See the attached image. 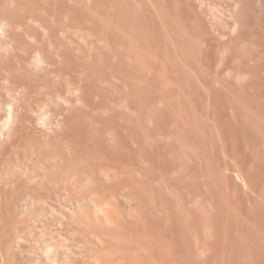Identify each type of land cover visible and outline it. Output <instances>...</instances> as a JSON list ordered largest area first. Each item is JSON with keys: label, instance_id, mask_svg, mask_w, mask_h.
I'll use <instances>...</instances> for the list:
<instances>
[{"label": "rangeland", "instance_id": "obj_1", "mask_svg": "<svg viewBox=\"0 0 264 264\" xmlns=\"http://www.w3.org/2000/svg\"><path fill=\"white\" fill-rule=\"evenodd\" d=\"M150 1L0 0V264H264V10Z\"/></svg>", "mask_w": 264, "mask_h": 264}, {"label": "bare ground", "instance_id": "obj_2", "mask_svg": "<svg viewBox=\"0 0 264 264\" xmlns=\"http://www.w3.org/2000/svg\"><path fill=\"white\" fill-rule=\"evenodd\" d=\"M151 1H152V0H151ZM151 1H150V2H151ZM153 1H156V0H153ZM160 1H161V0H160ZM167 1H168V0H167ZM169 1H170V0H169ZM179 1H180V0H179ZM184 1H185V0H184ZM227 1H229V2H228L229 4L226 5V6H228V8H225L224 11H225V12L227 11L226 13H227L228 16H229L228 19H230L232 22H235V23L239 22V21L241 20L240 18H242V17H239V16H238V15H239V14H238V11H239L238 9L243 8L244 5H245L246 3H247L246 5H248V6H250V7L252 6L253 3H256V4L258 5L257 7H261V9L263 8V10H264V0H227ZM163 2H164V1H163ZM244 3H245V4H244ZM241 6H242V7H241ZM248 6H247V7H248ZM253 6H254V4H253ZM240 7H241V8H240ZM247 7H246V8H247ZM254 7L256 8V6H254ZM243 9H244V8H243ZM257 9H258V8H257ZM247 10H249V16H250V14H251L253 11H250V8H249V9L247 8ZM252 10H253V8H252ZM165 11H166V10H165ZM165 11H164V12H165ZM167 11H168V9H167ZM244 11H245V10H244ZM259 11H260V10H259ZM242 12H243V11H242ZM245 12H246V11H245ZM250 12H251V13H250ZM247 13H248V12H247ZM165 14H166V12H165ZM168 14H169V13H168ZM168 14H166V15H168ZM229 14H230V15H229ZM241 14H242V13H241ZM245 14H246V13H244V15H245ZM240 16H241V15H240ZM247 16H248V14H247ZM249 16H248V17H249ZM252 16H253V15H252ZM252 16H251V17H252ZM161 17H162V16H161ZM166 17H170V15H169V16H166ZM166 17H165V18H166ZM171 17H172V16H171ZM245 18H247V17H245ZM160 19H162V18H160ZM170 19H172V18H170ZM173 19H174V18H173ZM239 19H240V20H239ZM242 19L244 20V16H243ZM247 19H248V18H247ZM247 19H246V20H247ZM175 20H176V19H175ZM175 20H173V21H175ZM248 20H249V19H248ZM162 21L165 22L164 19H163ZM170 21H171V20H170ZM245 22H246V21H245ZM245 22H244V23H245ZM161 23H162V22H161ZM161 23H160V24H161ZM176 23L178 24V22H176ZM239 23H240V22H239ZM244 23H243V24H244ZM249 23H250V22H249ZM165 24H166V23H165ZM171 24H172V23H171ZM171 24L169 23V25H171ZM233 24H234V23H233ZM241 24H242V22H241ZM247 24H248V23H247ZM174 25H175V23H174ZM174 25H173V26H174ZM238 25H239V24H238ZM141 26H142V25H141ZM162 26H163V25H162ZM165 26H167V24H166ZM180 26H182V25H180ZM180 26H179V27H180ZM233 26H234V25H233ZM235 26H236V25H235ZM247 26H248V25H247ZM144 27H146V25H144ZM169 27H170V26H169ZM171 27H172V26H171ZM171 27H170V28H171ZM175 27H177V26H175ZM201 27H202V26H201ZM240 27H241V25H239V30H240ZM164 28H165V27H164ZM164 28H163V29H164ZM173 28H174V27H173ZM173 28H172V29H173ZM180 28H181V27H180ZM232 28H233V27H232ZM141 29H142V27H141ZM141 29H139V30H140L139 32H141ZM163 29H162V30H163ZM176 29H179V28H176ZM229 29H230V28H229ZM145 30L147 31V30H150V29H148V28L146 29V28H145ZM162 30H161V31H162ZM184 30H185V29H184ZM188 30H189V29H188ZM231 30L233 31V29H231ZM142 31L144 32V30H142ZM146 31L144 32L145 36H146ZM165 31H166V30H165ZM168 31H169V30H168ZM171 31H172V30H170V32H171ZM174 31H175V29H174ZM181 31H182V29H181ZM186 31H187V29H186ZM186 31H185V32H186ZM236 31H238V30L236 29ZM143 32H142L141 34H143ZM148 32L150 33V31H148ZM148 32H147V33H148ZM170 32H169V33H170ZM198 32H199V31H198ZM200 32H201V31H200ZM200 32H199V33H200ZM234 32H235V30H234ZM149 33H148V34H149ZM167 33H168V32H167ZM172 33H173V31H172ZM174 33H175V32H174ZM178 33H180V32L178 31ZM182 33H183V32H182ZM201 33H202V32H201ZM137 34H138V32H137ZM141 34H140V35H141ZM144 34H143V36H144ZM152 34H153V33H151V35H152ZM164 34H165V33H164ZM196 34H197V33H196ZM196 34H195V35H196ZM181 35H182V34H181ZM183 35H184V34H183ZM183 35H182V36H183ZM186 35H187V34H186ZM200 35H201V34H200ZM200 35H199V36H200ZM205 35L207 36V34H202V36H205ZM145 36H144V37H145ZM148 36H149V35H148ZM172 36H173V35H172ZM172 36L170 37L171 39H172ZM174 36H175V35H174ZM174 36H173V37H174ZM176 36H178V35H176ZM184 36H185V35H184ZM189 36H190V38L192 39L191 33H189ZM193 36H194V35H193ZM133 37H134V36H133ZM137 37H139V36H137ZM153 37H155V36H153ZM165 37H166V36H165ZM185 37H186V36H185ZM185 37H183V38H185ZM187 37H188V35H187ZM196 37H198V35L194 36L193 38H196ZM200 37H201V36H200ZM149 38L152 40V38H151L150 36H149ZM166 38H167V37H166ZM175 38H177V37H175ZM179 38H181V37L179 36ZM190 38H189V40H190ZM201 38H202V37H201ZM203 38H204V40L206 39L205 37H203ZM134 39H135V41H136V38H134ZM139 39H140V38H139ZM156 39H157V38H156ZM141 40H143V39H140L139 41H141ZM153 40H155V39L153 38ZM184 40H185V39H184ZM186 40H187V39H186ZM196 40H201V39L198 37V39H196ZM196 40L194 39L195 42H196ZM133 41H134V40H133ZM135 41H134V42H135ZM155 41H156V40H155ZM176 41H177V40H176ZM179 41H180V40H179ZM182 41H183V39H182ZM201 41H202V40H201ZM205 41H206V40H205ZM207 41H209V40L207 39ZM152 42H154V41H152ZM177 42H178V41H177ZM190 42H191V40H190ZM192 42H193V39H192ZM197 42H198V41H197ZM202 42H203V41H202ZM135 43H137V41H136ZM148 43H150V41H149ZM170 43H171V42H170ZM170 43H169V44H170ZM174 43H175V42H174ZM199 43H200V42H199ZM133 44H134V43H133ZM154 44H155V43H154ZM157 44H158V42H157ZM179 44H180V43L178 42L177 45L180 46ZM185 44H187V43L185 42ZM202 44H203V43H202ZM202 44H200V45H202ZM207 44H209V42H208ZM139 45H141V44L139 43ZM148 45H149V44H147V46H148ZM155 45H156V44H155ZM155 45H154V46H155ZM173 45H174V44L172 43V46H173ZM177 45H176V46H177ZM181 45H182V44H181ZM196 45H197V44H196ZM131 46H132V45H130V47H131ZM134 46H135V45H134ZM154 46H153V47H154ZM159 46H160V45H159ZM185 46H186V45H185ZM185 46L183 45V50H184V47H185ZM193 46H195V45H193ZM206 46H207V45H206ZM208 46H210V45H208ZM148 47H149V46H148ZM153 47H152V48H153ZM156 47H158V45H156ZM186 47H187V46H186ZM188 47H189V44H188ZM198 47H199V46H198ZM146 48H147V47H146ZM146 48H145V49H146ZM166 48H167V47H166ZM170 48H171V47H170ZM170 48H169V50H170ZM173 48H174V47H173ZM173 48H172V49H173ZM193 48H195V47H193ZM196 48H197V47H196ZM196 48H195V49H196ZM131 49H132V48H130V50H131ZM134 49H135V48H134ZM145 49H144V50H145ZM157 49H159V48H157ZM157 49H156V50H157ZM160 49L162 50L161 47H160ZM160 49H159V52H160ZM172 49H171V50H172ZM178 49H179V47H178ZM187 49H188V48H187ZM190 49H191V44H190ZM141 50H143V48H142ZM147 50H148V48H147ZM147 50H146V51H147ZM165 50H166V49H165ZM181 50H182V49H181ZM181 50H180V51H181ZM193 50H194V49H193ZM197 50H198V49H197ZM132 51H133V50H132ZM132 51H131V53H133ZM135 51H136V50H135ZM137 51H138V49H137ZM150 51H151V50H150ZM157 51H158V50H157ZM166 51H167V50H166ZM180 51H178V52H180ZM184 51H186V50H184ZM187 51H188V50H187ZM194 51H195V54H196L197 51H196V50H194ZM200 51H201V49H200ZM200 51H199V53H200ZM139 52H141V51H138V53H139ZM147 52H149V50H148ZM147 52H146V53H147ZM161 52H163V51H161ZM161 52H160V53H161ZM169 52H171V51H169ZM169 52H168V53H169ZM172 52H173V51H172ZM174 52H175V51H174ZM189 52H191V51H188V53H189ZM192 52H193V51H192ZM134 53H135V52H134ZM152 53H153V51H152ZM152 53H150V54H152ZM160 53H158V54H160ZM163 53H164V52H163ZM181 53H183V52L181 51ZM185 53H186V52H185ZM188 53L185 55V57H187ZM141 54H142V53H141ZM144 54H145V53H143V55H144ZM147 54L149 55V53H147ZM154 54H156L157 57H158V54L155 53V50H154ZM165 54H166V53H165ZM172 54H173V53H172ZM183 54H184V53H183ZM183 54H182V55H183ZM195 54H194V55H195ZM197 54H198V52H197ZM197 54H196V56H197ZM200 54H201V53H200ZM127 55H128V54H127ZM136 55H137V54H136ZM143 55H142V56H143ZM163 55H164V54H163ZM163 55L161 54V56H163ZM168 55H169V54H168ZM168 55H167V56H168ZM173 55H174V54H173ZM173 55H172V56H173ZM182 55H181V56H182ZM191 55L193 56L192 53L190 54V57H191ZM130 56H132V54H131V55H128V57H130ZM134 56H135V54H134ZM145 56H146V55H145ZM151 56H152V55H151ZM153 56H154V55H153ZM153 56H152V57H153ZM177 56H178V53H177ZM179 56H180V55H179ZM179 56H178V57H179ZM181 56H180V57H181ZM183 56H184V55H183ZM183 56H182V57H183ZM125 57H127V56H125ZM149 57H150V56H149ZM149 57H148V58H149ZM152 57H150V58L152 59ZM163 57H164V56H163ZM163 57H162V58H163ZM170 57H171V56H170ZM180 57H179V58H180ZM188 57H189V56H188ZM198 57H200V56H198ZM118 58H119V57H118ZM118 58H117V59H118ZM133 58H134V57H133ZM142 58H145V57L143 56ZM146 58H147V57H146ZM148 58H147V59H148ZM150 58H149V59H150ZM158 58H159V59H162V58H160V55H159ZM164 58L166 59V56H165ZM171 58H174V57H171ZM179 58H178V59H179ZM126 59H131V58H126ZM140 59H141V57H140ZM154 59H156V56L154 57ZM154 59H152V60H154ZM159 59H157V60H159ZM168 59H169V58H168ZM168 59H167L166 61H169ZM182 59H183V58H182ZM182 59H181V60H182ZM197 59H198V58H197ZM134 60L136 61V59H133V61H134ZM141 60H142V59H141ZM141 60H140V61H141ZM152 60H151L150 62H152ZM171 60H172V59H171ZM179 60H180V59H179ZM179 60H177L178 63H179ZM130 61H131V60H130ZM140 61H137V62H140ZM143 61H144V59H143ZM172 61H174V60H172ZM172 61L169 62V63H172ZM184 61H185V60H184ZM124 62H125V61H124ZM131 62H132V61H131ZM141 62H142V61H141ZM150 62H149V63H150ZM156 62H157V61H156ZM160 62H161V61H160ZM175 62H176V61H175ZM175 62H174V63H175ZM132 63L135 65L134 62H132ZM132 63H131V64H132ZM154 63H155V60H154ZM164 63H165V62H164ZM169 63H168V64H169ZM176 63H177V62H176ZM176 63H175V65H176ZM180 63H181V62H180ZM184 63H187V62H184ZM131 64H130V62H129V65H128V63H127L126 66L130 67ZM140 64H142V63H140ZM145 64H146V63H145ZM152 64H153V63H152ZM172 64H173V63H172ZM181 64H182V63H181ZM142 65H143V64H142ZM146 65H148V64H146ZM146 65H143V66H146ZM153 65H154V64H153ZM153 65H152V67H153ZM159 65H160V63H159ZM159 65H157L155 68H157ZM163 65H164V64H163V60H162V62H161V66H163ZM169 65H170V64H169ZM175 65H174V66H175ZM179 65H180V64H179ZM179 65H178L177 67H180ZM135 66H138V64L135 65ZM135 66H134V67H135ZM139 66H140V65H139ZM161 66H159V67H161ZM167 66H168V65H166V67H167ZM174 66H173V68H174ZM181 66H182V65H181ZM186 66H187V65H186ZM188 66H189V65H188ZM140 67H141V66H140ZM150 67H151V66H150ZM152 67H151V68H152ZM183 67H184V66H183ZM189 67H190V66H189ZM137 68H139V67H137ZM147 68H148V66H146V69H147ZM161 68H162V67H161ZM164 68H165V67H164ZM164 68H162V70H163ZM186 68H188V67H186ZM128 69H129V68H128ZM130 69L132 70L131 67H130ZM134 69H135V68H134ZM139 69L141 70V69H143V67H142V68H139ZM144 69H145V68H144ZM150 70H151V69H150ZM150 70H149V71H150ZM153 70H154V68L152 69V71H153ZM155 70H156V69H155ZM157 70H159V69L157 68ZM168 70H170V72H171L172 69L170 68V69H168ZM175 70H176V69H175ZM160 71H161V70H160ZM163 71H165V70H163ZM177 71H178V69H177ZM177 71H176V72H177ZM130 72H131V71H130ZM132 72H133V71H132ZM136 72H137V71H136ZM136 72H133V73H134L133 77L135 76V73H136ZM144 72H147V71L144 70ZM144 72L140 71V74H144V75H145ZM154 72H155V71H154ZM161 72H162V71H161ZM166 72H167V71H165V74H163L164 76L166 75ZM173 72H174V71H173ZM150 73H151V72H150ZM150 73H149V74H150ZM162 73H164V72H162ZM168 73H169V72H167V74H168ZM149 74H148V75H149ZM151 74H152V73H151ZM171 74L173 75V73H170V75H171ZM174 74H175V75H173V76H176L177 73L174 72ZM130 75H131V74H130ZM146 75H147V74H146ZM178 75H179V74H178ZM131 76H132V75H131ZM150 76H151V75H150ZM173 76H171V77L173 78ZM126 77H127V79H128V76H127V75H126ZM137 77H139V74H137ZM137 77H136V78H137ZM143 77H144V76H143ZM169 77H170V76H169ZM140 78H142V75H141ZM140 78H137V80L140 79ZM146 78H147V76H146L144 79L146 80ZM164 78H165V77H164ZM148 79H149V78H148ZM165 79H168V76H167V78H165ZM128 80L130 81V78H129ZM135 80H136V79H135ZM140 80H141V79H140ZM140 80H139V81H140ZM168 80H171V79H168ZM132 81H133V80H131L130 82L133 83ZM139 81H137V82H139ZM143 81H144V80H142V82H143ZM134 82H135V81H134ZM137 82H136V83H137ZM140 82H141V81H140ZM142 82H141V83H142ZM143 83H144V82H143ZM254 223H255V221H254ZM256 224H257V223H256ZM261 225H262V224H261ZM261 225H260V228H261ZM252 226H253V224H252ZM247 227H248V226H247ZM263 227H264V226H263ZM250 228H252V227H249V229H250ZM257 229H259V228H257ZM253 231H254V230H253ZM242 232H244V231H242ZM245 232H246V231H245ZM247 232H248V231H247ZM247 232H246V233H247ZM258 232L261 233L260 231H258ZM258 232H256V234H258ZM246 233H245L244 236H248V235H246ZM249 233H250V232H249ZM254 233H255V231H254ZM262 233H263V231H262ZM256 234H255V235H256ZM251 235L253 236L254 234L251 233ZM255 235H254V236H255ZM249 236H250V235H249ZM259 236H263V235L259 234ZM242 237H243V236H242ZM250 237H251V236H250ZM255 237H256V236H255ZM255 237H254V238H255ZM247 238H248V237H247ZM257 238H259V237H257ZM262 238L264 239V236H263ZM262 238H261V239H262ZM242 239H243V238H241L240 241H241ZM245 239H246V238H244L241 242L244 243L243 241H244ZM248 239H249V238H248ZM251 239H252V238H251ZM255 239H256V238H255ZM234 240L236 241V239H234ZM256 240H257V239H256ZM238 241H239V240H237V242H238ZM245 241H246V240H245ZM248 241H249V240H248ZM259 241H260V240H259ZM231 242L233 243V241H231ZM241 242H239V244H240ZM249 242H250V241H249ZM252 242H253V239H252ZM252 242H250V243H252ZM257 242H258V240H257ZM261 242H262V241H261ZM242 243H241L240 245H241L242 248H243ZM247 243H248V242H247ZM247 243H246V244H247ZM254 243H256V242L254 241ZM262 243L264 244V242H262ZM246 244L244 243V245H246ZM263 244H261V245H263ZM229 245H230V247L228 246L227 248H231V247H232V246H231V243H230ZM233 245H236V243H234ZM247 245H248V244H247ZM249 245H250V244H249ZM249 245H248V247L250 248ZM251 245H252V244H251ZM253 245H255V244H253ZM257 245H258V244H257ZM238 246H239V245H238ZM238 246H236V247H238ZM241 246H240V247H241ZM255 247H256V246H255ZM255 247H254V248H255ZM258 247H259V246H258ZM258 247H257V248H258ZM244 248H246V252H247V247L244 246ZM244 248H243V249H244ZM261 248H264V247H261ZM233 249L235 250L234 247H233ZM233 249H231V250H233ZM237 249L239 250V248H237ZM248 250H249V249H248ZM252 250H253V248H252ZM255 250L257 251V249H255ZM228 251H229V249H228ZM236 251H237V250H236ZM240 251H242L241 248H240ZM250 251H251V250H250ZM261 251H263V250H260V252H261ZM243 252L245 253L244 250H243ZM252 252H253V251H252ZM258 252H259V251H258ZM260 252H259V254L257 253V255H260V254H261V256L263 257L262 253H260ZM248 253H249V252H248ZM230 254H231V256H232V253H230ZM230 254H229V255H230ZM242 254H243V253H242ZM250 254H251V253H250ZM253 254H256V253H252V257H253ZM263 254H264V252H263ZM234 255H235V254H234ZM244 256H245V255H244ZM246 256L248 257L247 254H246ZM249 256H251V255H249ZM254 256H255V255H254ZM247 257H246V258H247ZM262 257H260L261 260L264 259V258H262ZM260 258H259V259H260ZM257 260H258V258H257ZM260 262H261V261H259V263H260ZM262 263H263V262H262ZM219 264H220V263H219Z\"/></svg>", "mask_w": 264, "mask_h": 264}]
</instances>
